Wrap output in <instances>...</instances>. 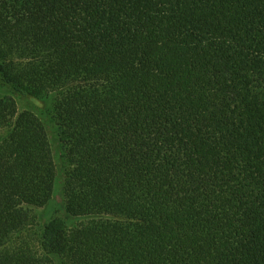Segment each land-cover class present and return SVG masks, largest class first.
I'll return each instance as SVG.
<instances>
[{
	"label": "trees",
	"instance_id": "obj_1",
	"mask_svg": "<svg viewBox=\"0 0 264 264\" xmlns=\"http://www.w3.org/2000/svg\"><path fill=\"white\" fill-rule=\"evenodd\" d=\"M0 264H264V0H0Z\"/></svg>",
	"mask_w": 264,
	"mask_h": 264
},
{
	"label": "rangeland",
	"instance_id": "obj_2",
	"mask_svg": "<svg viewBox=\"0 0 264 264\" xmlns=\"http://www.w3.org/2000/svg\"><path fill=\"white\" fill-rule=\"evenodd\" d=\"M0 95H13L21 111L30 110L40 117L50 136L54 151L55 161L58 167L59 180L57 192L52 203L45 209L39 210L38 214L42 223L47 224L53 219H62L66 221L65 202L63 196V187L65 182V164L62 144L60 142L58 126L53 116V104L49 99H34L27 97L22 93L13 92L12 88L4 82L0 74ZM59 264V263H56Z\"/></svg>",
	"mask_w": 264,
	"mask_h": 264
}]
</instances>
